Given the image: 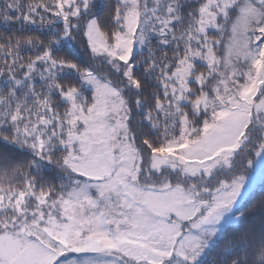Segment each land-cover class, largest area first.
Segmentation results:
<instances>
[{
    "label": "snow or ice",
    "instance_id": "snow-or-ice-1",
    "mask_svg": "<svg viewBox=\"0 0 264 264\" xmlns=\"http://www.w3.org/2000/svg\"><path fill=\"white\" fill-rule=\"evenodd\" d=\"M257 179L264 0H0V264H264Z\"/></svg>",
    "mask_w": 264,
    "mask_h": 264
},
{
    "label": "trees",
    "instance_id": "trees-1",
    "mask_svg": "<svg viewBox=\"0 0 264 264\" xmlns=\"http://www.w3.org/2000/svg\"><path fill=\"white\" fill-rule=\"evenodd\" d=\"M101 3H106L107 0H100ZM264 187V185H261L260 181H257L256 187L254 189V192L258 195V193L260 192L261 188ZM259 202V197L257 199V204ZM242 203H246V202H242ZM256 222H259V217L256 218Z\"/></svg>",
    "mask_w": 264,
    "mask_h": 264
},
{
    "label": "rangeland",
    "instance_id": "rangeland-1",
    "mask_svg": "<svg viewBox=\"0 0 264 264\" xmlns=\"http://www.w3.org/2000/svg\"><path fill=\"white\" fill-rule=\"evenodd\" d=\"M259 179H257V181H258Z\"/></svg>",
    "mask_w": 264,
    "mask_h": 264
}]
</instances>
